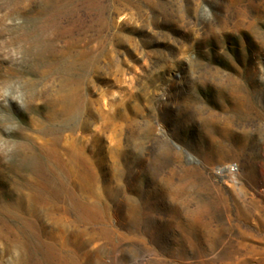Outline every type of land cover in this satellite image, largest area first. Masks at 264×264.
I'll list each match as a JSON object with an SVG mask.
<instances>
[{
    "label": "rangeland",
    "instance_id": "374dc122",
    "mask_svg": "<svg viewBox=\"0 0 264 264\" xmlns=\"http://www.w3.org/2000/svg\"><path fill=\"white\" fill-rule=\"evenodd\" d=\"M0 264H264V0H0Z\"/></svg>",
    "mask_w": 264,
    "mask_h": 264
}]
</instances>
